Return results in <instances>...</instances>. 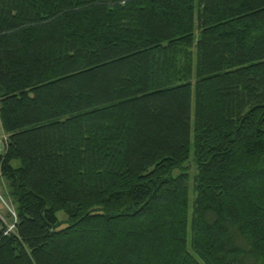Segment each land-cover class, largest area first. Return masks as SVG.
Segmentation results:
<instances>
[{
  "label": "trees",
  "instance_id": "trees-1",
  "mask_svg": "<svg viewBox=\"0 0 264 264\" xmlns=\"http://www.w3.org/2000/svg\"><path fill=\"white\" fill-rule=\"evenodd\" d=\"M1 131L0 264H264V0H0Z\"/></svg>",
  "mask_w": 264,
  "mask_h": 264
},
{
  "label": "rangeland",
  "instance_id": "rangeland-1",
  "mask_svg": "<svg viewBox=\"0 0 264 264\" xmlns=\"http://www.w3.org/2000/svg\"><path fill=\"white\" fill-rule=\"evenodd\" d=\"M192 154L190 155V157ZM188 171L190 172V175L194 173V164L191 161L190 164H188ZM0 216L3 219L5 223H7L8 227L11 228V222L10 220L14 217L15 214V204L13 200H11V197L8 194L7 186H6V181L5 179L0 177ZM194 194L190 192L189 196V204L191 207V202L193 199ZM58 219H63L65 218L64 213L62 211L57 213ZM64 225V223L62 224ZM188 237H189V232H188ZM190 249V248H189Z\"/></svg>",
  "mask_w": 264,
  "mask_h": 264
},
{
  "label": "built area",
  "instance_id": "built-area-1",
  "mask_svg": "<svg viewBox=\"0 0 264 264\" xmlns=\"http://www.w3.org/2000/svg\"><path fill=\"white\" fill-rule=\"evenodd\" d=\"M5 135L3 134V132H0V154L4 151L5 149Z\"/></svg>",
  "mask_w": 264,
  "mask_h": 264
}]
</instances>
